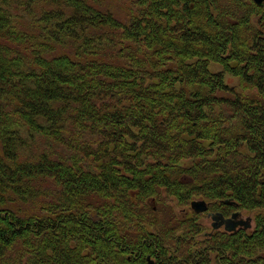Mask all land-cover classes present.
I'll use <instances>...</instances> for the list:
<instances>
[{
  "label": "trees",
  "instance_id": "trees-1",
  "mask_svg": "<svg viewBox=\"0 0 264 264\" xmlns=\"http://www.w3.org/2000/svg\"><path fill=\"white\" fill-rule=\"evenodd\" d=\"M130 1L0 0V264H264L164 215L264 212V4Z\"/></svg>",
  "mask_w": 264,
  "mask_h": 264
},
{
  "label": "rangeland",
  "instance_id": "rangeland-1",
  "mask_svg": "<svg viewBox=\"0 0 264 264\" xmlns=\"http://www.w3.org/2000/svg\"><path fill=\"white\" fill-rule=\"evenodd\" d=\"M107 2H108V5L110 7H112L114 9V11L118 14H122L125 10H127V8H129L131 6L130 0H107ZM212 69L214 71H220L222 69V66L214 64V65H212ZM226 81H227V83H229L232 86H240V81L238 78L227 76ZM186 163L190 164L191 162L189 161ZM183 164H185V163H183ZM198 200H201V199H198ZM167 201H168L169 206L172 208V210L169 211L170 214L168 212L164 213V215L166 217L172 216L175 219L177 218L176 222H180V220L182 221L184 219L191 218V217L197 218V222L200 224V226L202 228L201 234L197 237L198 241H203L205 239V235L208 236L211 233H214L215 231L226 232L223 228L218 229V230L213 229V227H212L213 222H212L211 218L208 217L207 214H198V213L194 212L191 209V207L178 206L177 203L172 199H167ZM224 203L227 205L229 204L228 201H225ZM208 205H210L211 207H215V206H212L211 203H208ZM240 211L242 212L244 219H247V218L252 219V228L248 229L247 231L253 232V230L256 227V219L258 218L259 215L264 214V212L258 211V210H254V211H250V212L246 211V210H240ZM173 214H174V216H173ZM165 220H158L157 223L159 224V222L162 223V222L171 221V220H169V221L168 220L165 221ZM238 230H241V229H238ZM212 257L214 259H217V261H218V253H216V252L213 253Z\"/></svg>",
  "mask_w": 264,
  "mask_h": 264
},
{
  "label": "water",
  "instance_id": "water-1",
  "mask_svg": "<svg viewBox=\"0 0 264 264\" xmlns=\"http://www.w3.org/2000/svg\"><path fill=\"white\" fill-rule=\"evenodd\" d=\"M257 5L263 6L264 0H253ZM191 208L196 213H204L208 210L207 202L204 200H195L191 203ZM240 216L239 213L233 215L232 219H224L220 214L219 217L213 215L212 218L214 220L213 229L217 230L221 227H225L226 232H235L237 231L238 227H244L245 229H250L252 227L251 218H247L246 220L234 221L236 218ZM222 221L218 224L216 221ZM152 264V263H151Z\"/></svg>",
  "mask_w": 264,
  "mask_h": 264
},
{
  "label": "flooded vegetation",
  "instance_id": "flooded-vegetation-1",
  "mask_svg": "<svg viewBox=\"0 0 264 264\" xmlns=\"http://www.w3.org/2000/svg\"><path fill=\"white\" fill-rule=\"evenodd\" d=\"M229 202V201H228ZM229 204H230V202H229ZM208 205V204H207ZM236 213H239L240 214V216H238V218H236L234 221H240V220H246V219H244L243 218V215H242V212H240L239 210H233L232 212H227V211H225V210H210L209 209V205H208V210L206 211V212H204V213H198V214H207L208 215V217L209 218H211V220H212V222L214 223V220H213V218H212V216L213 215H215V216H218L219 217V215L221 214L222 215V217L224 218V219H232L233 218V215L234 214H236ZM222 220L221 219H219V221H216L218 224L221 222ZM251 222H252V219H251ZM213 225V224H212ZM224 229L225 230V227L223 226V227H221L220 229ZM244 227H238V229H243ZM237 229V230H238Z\"/></svg>",
  "mask_w": 264,
  "mask_h": 264
}]
</instances>
